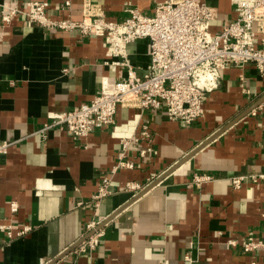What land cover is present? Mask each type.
<instances>
[{
	"label": "crops",
	"instance_id": "crops-1",
	"mask_svg": "<svg viewBox=\"0 0 264 264\" xmlns=\"http://www.w3.org/2000/svg\"><path fill=\"white\" fill-rule=\"evenodd\" d=\"M27 1L0 0V142H13L0 155V222L31 230L9 239L0 229V264H264V247L242 249L248 237L264 241V180L238 189L230 182L234 175L264 172V110L263 102L257 104L264 74L246 65L243 92L242 70H223L204 116L191 124L164 111L119 105L112 127L81 141L57 127L40 133L50 111L90 102L103 78L113 81L126 68L104 63L108 45L100 37L79 41L20 17L2 23V11ZM37 1L48 2L55 18L81 20L86 0H71L70 8L65 0ZM91 1L101 4L108 20L121 21L128 4L152 15L165 0ZM207 1L214 7L212 30L219 32L234 18L233 5ZM149 43L139 39L127 48L141 76L150 66ZM142 124L153 131L152 150L140 154L147 141L130 146L133 166L117 171L113 193L96 208L92 196L117 162L121 140ZM195 174L213 179L198 187ZM128 181L146 189L134 195L125 189ZM12 199L20 203L16 213ZM109 218L97 228L104 233L97 247L77 252L87 223Z\"/></svg>",
	"mask_w": 264,
	"mask_h": 264
},
{
	"label": "built area",
	"instance_id": "built-area-1",
	"mask_svg": "<svg viewBox=\"0 0 264 264\" xmlns=\"http://www.w3.org/2000/svg\"><path fill=\"white\" fill-rule=\"evenodd\" d=\"M235 16L213 32L214 7L207 0H165L159 2L152 15L128 4V15L121 21L108 20L100 3L86 0L81 20L55 18L46 1L29 0L23 7L11 6L1 12L3 24L16 18L26 19L47 29L62 30L79 41L100 37L108 45L106 64L126 68L125 75L110 81L103 78L101 89L88 103L74 105L63 111H50L48 120L38 131L44 133L57 127L69 132L75 141H81L96 129H108L115 123L119 105L141 111H164L171 120L191 124L204 116V102L208 94L220 87L222 71L235 66L242 70L240 87L248 92L244 68L254 64L264 74V0H230ZM71 0L64 1L70 8ZM149 39L150 66L141 76L128 55V45L139 39ZM67 72V69H64ZM264 110V102L262 103ZM153 131L148 124L131 138H123L117 162L101 177L92 203L97 208L101 201L113 193V176L121 168H131L127 153L133 143L147 141L150 146L140 150L146 156L152 150ZM13 142H0V155L8 152ZM209 174H195L193 182L200 187L212 180ZM264 172L231 177V185L238 189L245 182H262ZM125 189L137 195L146 189L137 181H128ZM11 212L16 213L20 203L10 201ZM102 221L91 220L86 225L77 252L92 251L104 235L97 229ZM9 239L22 236L31 230L30 225L18 227L13 222L1 223ZM86 236V235H85ZM235 245L236 241L228 240ZM264 247V241L248 237L242 245L245 252ZM192 262L194 259L187 256Z\"/></svg>",
	"mask_w": 264,
	"mask_h": 264
},
{
	"label": "water",
	"instance_id": "water-1",
	"mask_svg": "<svg viewBox=\"0 0 264 264\" xmlns=\"http://www.w3.org/2000/svg\"><path fill=\"white\" fill-rule=\"evenodd\" d=\"M262 102H264V96L258 101V103L257 104H260V103H262ZM117 213H115L114 215H112V217H114L115 215H116ZM111 217V218H112ZM110 220V218L108 219V220H105V221H103L101 224H100V226L99 227H102L107 221H109ZM88 235H86L85 236V238L87 237ZM79 243H76V245H78Z\"/></svg>",
	"mask_w": 264,
	"mask_h": 264
}]
</instances>
